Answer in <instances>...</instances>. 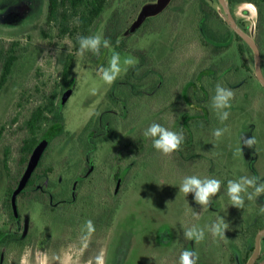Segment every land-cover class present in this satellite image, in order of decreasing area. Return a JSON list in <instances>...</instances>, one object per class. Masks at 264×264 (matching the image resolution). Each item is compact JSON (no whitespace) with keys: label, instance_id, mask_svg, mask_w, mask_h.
<instances>
[{"label":"rangeland","instance_id":"1","mask_svg":"<svg viewBox=\"0 0 264 264\" xmlns=\"http://www.w3.org/2000/svg\"><path fill=\"white\" fill-rule=\"evenodd\" d=\"M141 1L111 0L110 8L104 12L90 36L100 37L98 51L84 49L81 54L80 49L75 50L70 38L61 39L56 28L46 25L48 0H0V39L7 43H21L20 58L12 76L0 89V130L6 128L0 138V228H5L10 222L5 206L10 186L5 169V151L11 149L9 164L12 177L16 179L20 172L22 140L27 136L23 123L42 100L41 97L50 94L55 83L61 80L70 53L75 55L71 80L74 88L64 106V127L70 138L60 146H54L43 164L44 168L53 163L57 171L60 160L70 153L73 140L98 106L105 102L108 91L139 62L137 52L143 51L150 56L154 66L166 69L169 77H174L177 72L185 74L187 69L193 73L206 60L211 65L224 58L229 59L226 67H242L236 75L227 78L224 77L226 71L221 73L219 83L209 92L202 90L200 103L205 106L199 120L206 128L200 132V142L196 141L195 153L185 151V157L179 158L173 153L164 155L153 145L148 147L130 178L115 195L118 209L107 237L94 243L92 238L84 239L80 229L51 224L50 230L42 217L41 205H28L21 201L18 210L33 226L35 244L28 246L20 256L8 254V264H179L184 250L196 255V264H242L245 254L254 245L253 230L264 229V192L255 194V188L264 185V85L256 76L254 51L238 42L232 34L227 52L218 56L207 52L200 41L190 37L192 16L188 15L191 12L186 5L163 18L160 16L149 21V28L128 39L129 48L124 53L117 52L111 45L101 51L109 19L115 14L122 18L119 22L123 23L131 14V4ZM157 1L151 2L150 7ZM207 1L227 22V14L220 1ZM227 3L238 28L257 42L264 75V0H245L233 5L227 0ZM151 27L155 29L151 30ZM239 44L243 45L249 70L240 56ZM116 54L120 57V72L112 84H107L101 78L102 70L108 67ZM129 59L133 64L125 63ZM1 73L0 67V76ZM175 78L178 76L168 80L167 88L161 94L164 98L171 94ZM184 82L182 77L175 85V98L167 104L171 112L165 113L164 108L157 112L164 120L168 117L163 126L174 132H179L181 116L186 111L178 97ZM194 84L189 82L184 87L182 100L186 106L192 102L186 91H194ZM217 86L233 92L229 108L215 107ZM154 98L148 96L136 101L137 109L133 113L135 131L147 123L149 127L155 121L158 114L153 112L154 108L161 104L155 105ZM224 112L229 115L222 122L220 117ZM215 130H221L222 135L216 137L213 134ZM142 131L139 130L138 134ZM129 137L125 136L120 143ZM250 138L255 142L248 147L244 141ZM118 143L105 144L96 154V165H102ZM138 158H142V153L134 146L123 154L122 164L126 166ZM187 176L218 179L221 181L220 191L210 198L207 206L201 205L196 201L195 192L185 195L180 191ZM229 180L237 183L254 180L253 186L244 185L245 191L241 193L243 208L232 205L227 195ZM221 219L228 225L223 238L213 236L210 231L212 225ZM191 229L202 230L204 238L189 240L186 232ZM89 245H93L90 256L84 251ZM258 264H264V238Z\"/></svg>","mask_w":264,"mask_h":264},{"label":"trees","instance_id":"2","mask_svg":"<svg viewBox=\"0 0 264 264\" xmlns=\"http://www.w3.org/2000/svg\"><path fill=\"white\" fill-rule=\"evenodd\" d=\"M154 1L143 0L131 4V14L123 23L119 22L122 18L114 14L106 24L104 40L109 41V45L113 46L117 52L124 53L129 48L128 39L149 28L147 25L149 21L156 20L160 16L163 18L165 14L178 11L186 5L191 12L188 15L192 16L191 36L189 34L187 36L200 41L201 47L207 52L216 56L227 52L231 46L232 34L238 42L245 44L251 50V47L207 0H172L164 10L148 17L138 29L133 31V25L140 14ZM229 1L233 5L245 0ZM110 6L111 0H48L46 25L56 28L61 39L70 38L77 51L80 49L79 40L92 35L95 26ZM136 17L137 19H135ZM154 29L155 27H151V30ZM124 35L126 37L122 38ZM20 47V42L7 43L0 39V67L2 68L0 89L9 82L12 76L16 62L20 58ZM104 47L101 48V51L104 50ZM239 53L246 64L245 68L249 70L245 62V51L242 44H239ZM136 54L139 62L131 67L123 78L108 91L105 102L98 106L91 119L73 140L70 153L60 160L58 171L53 163L44 168L43 164L54 146H60L67 138H70V134L64 127V107L61 104L64 94L74 88L71 83L74 53L67 56L61 80L55 83L53 91L41 97L42 100L23 123V130L27 132V136L22 140L19 159L20 172L16 179L12 177L10 170L11 149H6L5 169L10 186L8 187L9 199L5 206L10 222L5 228H0V264H8V254L17 253L20 256L28 246L35 244L33 226L28 220H24L19 210L18 216H16L12 199L35 148L43 138H50L49 146L28 184L18 195L17 204L21 201L28 205L40 204L42 217L47 221L50 230L51 224L61 225L62 228L80 229L82 235L88 236L93 233V242H95L94 236L105 237L112 226L118 209L115 195L120 192L130 178L136 163L143 159L148 147L153 145L152 138H145L143 135L148 123L139 129L143 130L140 134H138L139 130L135 131L136 123L133 113L137 109L136 101L148 96L155 97V105H161L154 108L153 112L158 115H155L153 123L163 126L168 117H164V120L163 116L157 112H161L163 108L166 110L165 113L171 112L167 104L175 98L173 94L175 85L180 78L185 79L178 95L182 107L186 108L185 113L181 116V127L179 128V132H183L184 140L179 150L173 152L179 158L182 155L185 157V151L195 153L196 141L200 142V132L205 131L206 128L205 124L199 120L205 106L200 103L202 102V90L209 92L210 88L219 83L218 81L222 77L221 73L226 71L224 77L227 78L229 75H236L242 69V67L237 68L234 65L226 67L229 59L222 58L211 65L209 60H206L202 67L193 73H191V69L189 71L187 69L185 74L177 72L174 77L178 76V78H175V83L170 88L171 94L164 98L161 94L167 88L168 80L174 77H169L166 69L155 67L150 56L148 57L143 51ZM189 82H195V90L186 91L190 101L193 102L186 106L182 100L183 90ZM5 130V127L0 130V138ZM127 135L130 137L120 143V140ZM109 142L119 143L102 165H96V154ZM134 146L140 148L142 158L130 161L128 165L123 166L121 157ZM89 221L92 226L91 231L88 226ZM260 230L262 228L253 230L252 243L254 245L245 254L242 264H246L250 254L254 251L256 237Z\"/></svg>","mask_w":264,"mask_h":264},{"label":"clouds","instance_id":"3","mask_svg":"<svg viewBox=\"0 0 264 264\" xmlns=\"http://www.w3.org/2000/svg\"><path fill=\"white\" fill-rule=\"evenodd\" d=\"M101 44L100 37H82L79 40L80 52L83 53L84 49H91L93 51H98ZM109 41H104V46L108 47ZM126 64H133L132 60H126ZM120 72V57L118 54L113 55L109 61L108 67L102 70L101 78L107 84H112L117 78ZM233 97V92L231 90H225L217 86L216 95L214 97L215 107L217 109L229 108L230 100ZM229 113L224 112L220 119L223 122L228 118ZM227 129H225L226 131ZM216 137L222 135L221 130H215L213 133ZM145 138H152L153 147L162 152L164 155H171L173 152L178 151L181 144L183 143L184 136L183 132H174L168 128L162 126L158 123H152L146 130L143 132ZM254 138L246 139L244 143L251 147L254 143ZM249 186L254 185V180H245L243 183H237L232 180L228 181L227 184V195L229 196L233 206L237 208L244 207V199L241 196V193L245 191L244 185ZM221 188V181L218 179L206 178L200 179L197 176H187L183 179L180 186V191L185 195L189 192H195L196 201L204 206H207L210 202V198L219 193ZM264 192V185L255 188V194H260ZM248 199L251 200L252 196L249 195ZM89 230L91 231V222L89 221ZM228 228V225L223 222L221 219L219 222L212 225L210 231L213 236L225 237V229ZM186 236L189 240L195 238L199 241L204 238V232L202 230L191 229L186 232ZM179 264H196V255L188 250H184L179 259Z\"/></svg>","mask_w":264,"mask_h":264},{"label":"water","instance_id":"4","mask_svg":"<svg viewBox=\"0 0 264 264\" xmlns=\"http://www.w3.org/2000/svg\"><path fill=\"white\" fill-rule=\"evenodd\" d=\"M171 1L172 0H158L157 3L153 7H149L147 9H145L140 14V16L136 20V22L134 23L132 30L135 31L136 29H138L144 23V21L148 17H150L151 15H155V14L161 12L162 10H164L169 5V3ZM219 1L221 3L225 13L227 14L228 24L254 51L255 58H256V76H257L258 80L264 85V75L262 72V65H261V53H260L259 46H258L257 42L252 38L251 35L247 34L243 30L238 28L237 23L235 21V18H234L233 14L231 12V9L227 3V0H219ZM70 94H71V91H67L64 94L63 99H62V104H61L62 107L65 106V103H66L68 97L70 96ZM49 143H50L49 137H45L39 142V144L35 148L32 156L30 158V161L28 163V166L26 168V171H25L22 179L20 180L18 188L13 195L12 203H13V209H14L16 216H18L17 197L23 191V189L26 187V185L28 184V182H29L31 176L33 175L34 171L36 170L45 150L49 146ZM263 237H264V229L260 230L257 234L256 241H255V249H254L253 254L250 257L247 264H255L257 259L259 258L260 253H261V241H262Z\"/></svg>","mask_w":264,"mask_h":264},{"label":"flooded vegetation","instance_id":"5","mask_svg":"<svg viewBox=\"0 0 264 264\" xmlns=\"http://www.w3.org/2000/svg\"><path fill=\"white\" fill-rule=\"evenodd\" d=\"M87 123H88V122H87ZM84 127H85V126H84ZM114 220H115V218L113 219L112 226H113ZM112 226H111V228H112ZM111 228H110V229H111ZM110 229L108 230V232L110 231ZM93 235H94V234L91 233V234H88V236H86V235H82V236H83L84 239H88V238H90V239L92 238V239H93ZM107 235H108V233L106 234L105 237H107ZM94 237H95V240H96L94 243H96V242H98V241H100V240H103V239L105 238V237H102V236H100V235H99V236H94ZM263 238H264V237H263ZM92 242H93V241H92ZM92 246H93V245H89L88 249H87V247L85 246L84 251L87 252V253L89 254L90 251L93 249ZM252 254H253V253H252ZM251 256H252V255H251ZM251 256H250V257H251ZM249 259H250V258H249ZM249 259H248V261H249ZM260 259H261V253H260V256H259V258L257 259V261H256L255 264H258V262L260 261ZM248 261L246 262V264L248 263Z\"/></svg>","mask_w":264,"mask_h":264}]
</instances>
